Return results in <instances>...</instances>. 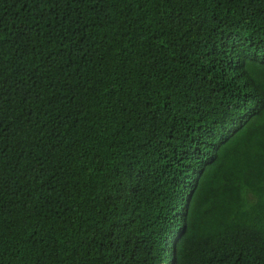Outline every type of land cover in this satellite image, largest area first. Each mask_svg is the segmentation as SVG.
I'll return each mask as SVG.
<instances>
[{"label":"trees","instance_id":"1","mask_svg":"<svg viewBox=\"0 0 264 264\" xmlns=\"http://www.w3.org/2000/svg\"><path fill=\"white\" fill-rule=\"evenodd\" d=\"M0 264H264V0H0Z\"/></svg>","mask_w":264,"mask_h":264}]
</instances>
